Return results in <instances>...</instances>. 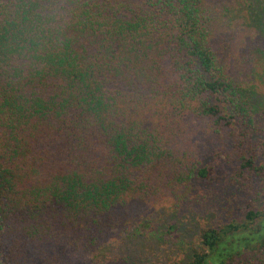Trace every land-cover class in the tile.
<instances>
[{"label": "trees", "instance_id": "obj_1", "mask_svg": "<svg viewBox=\"0 0 264 264\" xmlns=\"http://www.w3.org/2000/svg\"><path fill=\"white\" fill-rule=\"evenodd\" d=\"M218 6L0 0V264L92 253L130 204L209 185L224 161L238 163L233 183L264 178V50L241 79L213 44L217 25L238 21L259 47L264 0ZM200 122L222 141L211 162L188 142ZM180 235L170 224L160 238ZM186 242L184 264H264V208L247 202Z\"/></svg>", "mask_w": 264, "mask_h": 264}, {"label": "rangeland", "instance_id": "obj_2", "mask_svg": "<svg viewBox=\"0 0 264 264\" xmlns=\"http://www.w3.org/2000/svg\"><path fill=\"white\" fill-rule=\"evenodd\" d=\"M220 0H213L219 7ZM221 4V3H220ZM219 4V5H220ZM235 18H237L235 16ZM238 21L227 22L215 27L213 44L221 61L229 67V72L241 79L248 74L247 58L253 63L259 61L256 50H264V41L258 38L259 47L251 44L245 30L237 26ZM248 35V31H247ZM249 36V35H248ZM257 39V38H256ZM256 55L257 59H253ZM264 72L263 69H260ZM264 83V73L259 75ZM264 87V85H263ZM258 92V91H256ZM255 105L256 116L264 127V92ZM188 133L190 147L203 162H211L221 139L206 130L203 122L194 124ZM222 142V141H221ZM238 163L232 159L224 161L216 169V178L211 184H201L179 193H163L157 201L134 202L121 216L123 228L118 233L107 235L92 253L76 246H64V264H184L188 241H195L201 226H212L229 222L241 216L242 207L252 202L255 208H264V178L248 181V188L230 181ZM145 224V225H143ZM170 224L177 226L180 235L163 241L160 237ZM147 225V226H146Z\"/></svg>", "mask_w": 264, "mask_h": 264}]
</instances>
